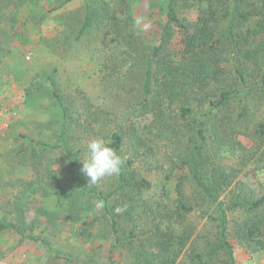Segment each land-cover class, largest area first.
Listing matches in <instances>:
<instances>
[{"label": "rangeland", "instance_id": "obj_1", "mask_svg": "<svg viewBox=\"0 0 264 264\" xmlns=\"http://www.w3.org/2000/svg\"><path fill=\"white\" fill-rule=\"evenodd\" d=\"M85 1L91 3L94 22L80 33ZM120 2L0 0V104L9 117L0 137V224L14 228L0 229V261L6 264H138L115 247L96 195L66 199L61 192L68 185L62 176L69 174L66 153L51 147L59 137L55 124L60 118L53 110L61 96L76 124L81 123L71 127L72 144L86 147V159L92 139L110 142L113 130L121 127L128 130L127 138L132 133L126 157L135 155L137 172L153 185L142 194L130 193L126 206L115 203L127 209L122 212L125 234L136 227V239L144 238L175 196L173 146L156 138L161 126L141 105L146 51L161 35L168 0H131L132 11L124 18ZM180 49L175 36L166 52L176 58ZM40 85L45 87L27 100L28 91ZM223 116L224 125L209 131V150L236 176L221 199L228 202L245 193L239 182L245 191L263 193L264 132L259 125L264 123V99L253 97L246 105L235 101ZM45 142L50 148H44ZM134 142H139V153ZM97 186L104 194L110 192L116 186L114 176H105ZM189 220L197 223V231H211L202 209ZM143 244L139 241L138 248ZM235 256L239 264H264V250L251 253L236 242Z\"/></svg>", "mask_w": 264, "mask_h": 264}, {"label": "trees", "instance_id": "obj_2", "mask_svg": "<svg viewBox=\"0 0 264 264\" xmlns=\"http://www.w3.org/2000/svg\"><path fill=\"white\" fill-rule=\"evenodd\" d=\"M84 4L80 33L94 22L91 3ZM119 6L124 18L133 5L131 0H121ZM165 14L157 43L146 51L141 105L161 126L156 138H166L176 156L175 196L165 208L167 213L152 221L144 238L136 239V227L125 234L122 212L127 209L117 212L115 203L126 206L130 193L142 194L153 185L137 172L135 155L126 157L125 144L132 133L127 138L128 130L121 127L110 135L108 144L124 163L114 176L115 188L104 194L81 172L86 147L72 144L75 136L71 131L81 123L76 124L62 96L53 110L60 118L55 124L59 137L51 145L66 153L69 174L62 176L68 185L63 184L61 192L66 199L96 195L103 202L115 247L138 264H239L235 242L251 253L264 250V192L245 191L246 185L239 182L245 193H237L228 202L221 199L236 175L211 156L209 131L224 125L227 118L220 115L235 101L246 105L253 97L264 99V0H168ZM175 36L181 49L171 58L166 51ZM43 87L29 90L27 100H33V94ZM54 88L55 84L50 90L55 96ZM259 127L264 132V123ZM138 143H133L136 153ZM43 145L50 148L46 142ZM149 148L155 154L153 146ZM199 209L207 217L205 225L211 226L207 233L197 231V223L189 220ZM8 228L14 229L0 224V229ZM137 240L145 241L142 248Z\"/></svg>", "mask_w": 264, "mask_h": 264}, {"label": "clouds", "instance_id": "obj_3", "mask_svg": "<svg viewBox=\"0 0 264 264\" xmlns=\"http://www.w3.org/2000/svg\"><path fill=\"white\" fill-rule=\"evenodd\" d=\"M88 158L82 161L81 172L88 182L96 184L105 176H116L121 172L124 161L103 138H95L87 143ZM117 212L121 209L117 208Z\"/></svg>", "mask_w": 264, "mask_h": 264}, {"label": "built area", "instance_id": "obj_4", "mask_svg": "<svg viewBox=\"0 0 264 264\" xmlns=\"http://www.w3.org/2000/svg\"><path fill=\"white\" fill-rule=\"evenodd\" d=\"M9 127V117L4 104H0V137H2ZM0 264H6L0 261Z\"/></svg>", "mask_w": 264, "mask_h": 264}, {"label": "crops", "instance_id": "obj_5", "mask_svg": "<svg viewBox=\"0 0 264 264\" xmlns=\"http://www.w3.org/2000/svg\"><path fill=\"white\" fill-rule=\"evenodd\" d=\"M0 89L2 90L1 85H0Z\"/></svg>", "mask_w": 264, "mask_h": 264}]
</instances>
